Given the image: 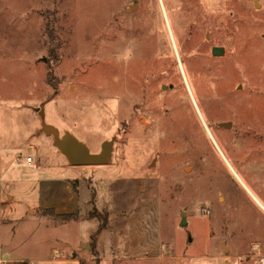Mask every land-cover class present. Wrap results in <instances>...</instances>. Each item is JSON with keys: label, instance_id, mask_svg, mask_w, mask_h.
Masks as SVG:
<instances>
[{"label": "rangeland", "instance_id": "374dc122", "mask_svg": "<svg viewBox=\"0 0 264 264\" xmlns=\"http://www.w3.org/2000/svg\"><path fill=\"white\" fill-rule=\"evenodd\" d=\"M40 106L92 152L114 138L111 162L69 164ZM254 195L264 204V0H0L10 264H264Z\"/></svg>", "mask_w": 264, "mask_h": 264}, {"label": "water", "instance_id": "95a60500", "mask_svg": "<svg viewBox=\"0 0 264 264\" xmlns=\"http://www.w3.org/2000/svg\"><path fill=\"white\" fill-rule=\"evenodd\" d=\"M224 48L221 46H213V55H222ZM41 118V130L47 136L52 137L54 146L66 157L71 165H96L108 164L111 162L114 150L115 139L106 140L102 143V149L99 152H92L86 143L79 140L70 132L61 133L54 125L46 122L44 106L37 107ZM229 122L222 123L223 127H228ZM185 217L183 216L182 225H185ZM75 256V255H73Z\"/></svg>", "mask_w": 264, "mask_h": 264}, {"label": "built area", "instance_id": "2783aa9c", "mask_svg": "<svg viewBox=\"0 0 264 264\" xmlns=\"http://www.w3.org/2000/svg\"><path fill=\"white\" fill-rule=\"evenodd\" d=\"M25 164L28 165L29 167H35L33 157L27 156L25 160ZM262 262L264 263V259L262 260ZM0 264H10V263L8 259H5L0 255Z\"/></svg>", "mask_w": 264, "mask_h": 264}, {"label": "bare ground", "instance_id": "6f19581e", "mask_svg": "<svg viewBox=\"0 0 264 264\" xmlns=\"http://www.w3.org/2000/svg\"><path fill=\"white\" fill-rule=\"evenodd\" d=\"M163 5V4H162ZM164 17L167 19V22H168V27H169V29H170V32L172 33L171 34V36H172V39H173V43H174V47L176 48V51H177V47H176V42H175V36L173 35V32H172V29H171V25H170V23L171 22H169V16H168V14L164 11ZM177 54H178V51L176 52ZM178 57H179V54H178ZM179 60H180V58H179ZM180 63V66H181V68H182V71H183V73H185L184 72V70H183V66H182V64H181V61L179 62ZM187 81V80H186ZM185 81V82H186Z\"/></svg>", "mask_w": 264, "mask_h": 264}, {"label": "trees", "instance_id": "16d2710c", "mask_svg": "<svg viewBox=\"0 0 264 264\" xmlns=\"http://www.w3.org/2000/svg\"><path fill=\"white\" fill-rule=\"evenodd\" d=\"M67 218H70L71 216H66ZM99 220H100V224H99V228L97 230V233H100L104 228L105 226L107 225V217H102V216H98L97 217Z\"/></svg>", "mask_w": 264, "mask_h": 264}, {"label": "crops", "instance_id": "0c3cea01", "mask_svg": "<svg viewBox=\"0 0 264 264\" xmlns=\"http://www.w3.org/2000/svg\"><path fill=\"white\" fill-rule=\"evenodd\" d=\"M74 196H75V194H74ZM254 197H255V199L259 202V204H261V206L263 207V209H264V204L262 203V202H260V200L254 195ZM252 248L253 249H257V248H259V244L258 243H253L252 244ZM262 250H264V248L262 247L261 248ZM9 260V259H8ZM10 261V260H9Z\"/></svg>", "mask_w": 264, "mask_h": 264}, {"label": "flooded vegetation", "instance_id": "af4514ba", "mask_svg": "<svg viewBox=\"0 0 264 264\" xmlns=\"http://www.w3.org/2000/svg\"><path fill=\"white\" fill-rule=\"evenodd\" d=\"M176 54H177V53H176ZM177 55H178V54H177ZM261 248H262V246H259V248H257V249L262 250ZM263 248H264V247H263ZM255 255H256V254H249V256H253V257H254ZM261 255H264V250H263V252H262ZM260 260H261V259H260Z\"/></svg>", "mask_w": 264, "mask_h": 264}]
</instances>
